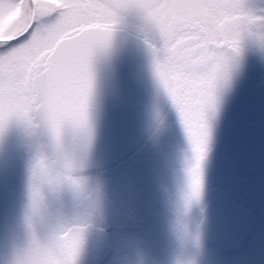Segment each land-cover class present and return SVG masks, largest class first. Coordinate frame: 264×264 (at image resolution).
Wrapping results in <instances>:
<instances>
[{"label": "flooded vegetation", "instance_id": "obj_1", "mask_svg": "<svg viewBox=\"0 0 264 264\" xmlns=\"http://www.w3.org/2000/svg\"><path fill=\"white\" fill-rule=\"evenodd\" d=\"M118 1L120 2L118 8L129 16L132 15L130 9L143 2V0ZM230 2L237 3L238 7L216 25L220 30L221 38L210 41V46L215 50L219 61L212 66L213 71L225 69L229 74L223 80L215 77L211 146L207 153V155L212 153L210 156L214 158L206 161L208 166L203 163L202 194L205 192V197L193 201L197 205L191 212V224L195 223L197 230L195 235L191 234L193 227L191 226L188 239L185 240L184 229L177 231L174 227L177 197L184 184L186 169L181 160L179 147L184 143L191 150L182 122L178 124L179 126L167 130L162 127L166 119L160 117L152 130L151 124L147 126L141 124L140 129L144 138L136 141L137 144L132 145V148L120 150L117 155H115L116 149L111 146L113 139L110 135L108 137L110 142H102L105 146L101 147L109 156L103 161L106 162L105 166L100 168L95 165L88 171L98 174L99 170L106 169L102 177L107 180V185L101 188L91 182L87 192L78 190L80 196L74 199L73 186L60 182L58 183L60 191L55 192L39 175V165L36 164L38 159L34 156L36 153L42 154V150L35 141L30 142L28 137L23 136L25 132L23 128L32 123V131L46 152L45 137L41 133V128L35 127L38 123L41 125L42 121L36 102L33 100L25 107L27 113L24 116L20 113L19 107L6 109L0 105V114L5 115L6 122V126L3 127L4 140L7 134L12 143V147L9 143L4 144L3 154L0 150V264H41L39 263L43 260L41 247L49 252V241L53 244L52 250L54 252L56 250L62 264H106L108 261L107 264H110V237L113 233L131 237L130 242L129 240L123 242V246L131 245L132 241L138 244L137 248L132 246L136 249V253H140L138 259L133 258L125 264H187V261L188 264H205L204 259L207 254L212 253L217 258L238 257V264L239 261L259 264L244 256L243 252L250 241L254 240L259 228L261 229L258 232L263 234L261 246L264 244V221L258 224L256 219L253 220L251 223L253 225L244 241L230 247L225 237H237V233L234 234L233 230L224 233L222 230L226 227L224 223L226 215L221 214V205H226L225 193L229 192L234 200L231 209H236L239 213L236 216H242L245 210L250 213V217H254L253 212H257V205L264 202V180L261 186L255 187L258 180L253 183L246 179L248 176L252 177L251 173L258 171L264 178V19H261L264 18V0H230ZM0 3L7 5L8 0H0ZM4 18L0 21L1 30L7 29L2 22ZM234 30L237 31V35L231 38L228 34ZM225 34L228 36L227 40L223 38ZM166 55L165 52L160 53L159 58L163 61ZM201 66L206 71L209 69L207 64ZM1 108H4V113H1ZM165 109L178 117L177 108L172 107V103ZM178 119L181 120V117ZM91 121L84 116L78 120L80 125L83 123L89 125ZM79 135L83 137L82 133ZM147 136L150 139H146ZM153 140L156 141V145L148 151L156 154L153 157L155 165L147 166V158L141 159L139 151H143L144 154ZM24 143L32 146L31 155H26L21 150ZM1 154L5 163L1 160ZM130 162L132 168L127 164ZM157 164L162 165L157 167ZM53 168H55L54 175L58 177L57 179H61L60 165L53 166L51 171ZM127 169L132 175L126 177L125 186L131 188L129 183L131 179L137 182L136 188L129 190L135 191L134 206L137 209L133 210L129 209L130 205L118 206L109 189L110 173L126 172ZM212 169H220V172L213 174ZM146 176H148L147 181ZM218 179L220 182L217 181ZM96 188L104 191L118 209L130 214L134 219L142 220L143 228L138 231L121 232L110 229V226L105 227L88 202V197ZM61 192L64 194L61 195ZM185 200H188L187 194ZM72 202L74 206H71ZM58 205L62 206L64 211L61 216L56 212ZM147 208L151 218L143 213ZM31 214L33 216L30 218ZM60 218L65 220L63 225L59 222ZM84 219L85 225H93L97 232L105 236L107 251L101 255L104 256L103 258L98 256L95 258L91 254L92 256L87 255L89 259L82 258L79 262L72 252L68 237L69 228H74L73 230L77 226L81 228L83 225L80 224ZM98 242V240L85 239L82 243L93 247ZM52 250L51 253H54ZM164 250L166 252L162 253ZM127 251L129 249L126 253ZM158 254H168V260L157 258ZM116 258L113 260H117ZM119 262L113 261L111 264H120Z\"/></svg>", "mask_w": 264, "mask_h": 264}, {"label": "rangeland", "instance_id": "obj_2", "mask_svg": "<svg viewBox=\"0 0 264 264\" xmlns=\"http://www.w3.org/2000/svg\"><path fill=\"white\" fill-rule=\"evenodd\" d=\"M114 1L120 5L118 0ZM140 5L141 3L138 6L130 9L132 13L131 16L119 15L114 13L112 10V12L106 17L105 22H113V27L103 30L100 29V26H97L95 30L102 33L104 39L89 46L90 55L88 68L93 69L94 71H92L96 75V77H93L92 80L100 81L101 84L99 86L110 90V100L114 99L113 110H117V119H122V122L118 123L117 121L110 119V127L96 126L92 130V138L90 137V134L86 132L85 126L79 124L78 120L82 119L84 114H86V117L92 120L94 125L99 123L102 119H107L106 117L102 118L104 115L103 110L106 108L98 106L99 102L101 101V93L99 90L104 89L98 88L96 91L93 90L88 97L90 100L89 102L94 101L95 104L87 103L82 106L79 103H76V100H79L78 97H81V95H76L75 101L70 105L63 103H52L47 99H45L43 102H40V105L38 104V110L40 112V120L42 121V124H37L35 127L41 128V133L49 143L47 144L48 151L45 149L46 152H44L41 147L42 144L38 141V138L35 137V134L32 131V123H30V125H26L25 129L23 128L25 131L23 136L26 138L28 137L30 142L35 141L40 147V150H42V154L36 153L34 156L35 159H38L36 164L39 165V175L43 177L46 184L48 183L51 189L55 192L60 191V189H58V183L64 182L66 185L70 184L74 187L73 189H75L74 199H76L78 196H80L79 191L81 192L82 190L83 192H87L89 188L88 185L91 182L93 185L98 184L101 188H104L107 185V180L103 179L102 177V175L105 174L104 172L107 171L106 169L99 170L98 174L88 171L92 169L91 167H95V165L99 166L100 168L105 166L106 162L103 161L105 159L107 160L109 156L106 155L105 151H102L101 147L102 145L105 146V144H102L101 142H110L108 138L110 135H112L111 137L113 139V141H111L113 142L111 146L116 149L117 152L115 155H117L120 150L125 151L126 149L132 148V145L137 144L136 141H139L140 138H144V134L140 129L141 124H143V126L144 124L146 126L151 124L152 130L155 123L157 122V119L160 117L166 119L162 127L167 130L171 129L172 127L179 126L178 124L182 122L180 119H178L180 117L178 110V117L174 115V113L170 114L165 111V108L169 107L170 103H172V107H174L175 104L173 103L165 88L160 84L154 73V62L158 56V52H165L163 49V44H161V46L157 44V46L162 50L159 49V51L156 52V49L153 48L150 43L147 42L148 44H146L144 41H140L139 38L133 37V35L129 34L127 31L115 28H134V30H136L138 33L144 32L145 34L156 39L157 42H159V39L161 42H163V37L158 26L148 17L146 11L142 9ZM6 7L7 5L5 3H0V9H4ZM4 17L5 16L0 15V21ZM236 35V30L231 31V33L228 34V36L231 38ZM3 36V33H0V37ZM227 74H229V72H226L225 69H221V71H215V77L219 78L220 80L225 79ZM14 107L16 109L19 106ZM1 109V113H4V108ZM19 111L23 116L25 113H27L25 107H19ZM106 111L109 110L107 109ZM123 112L124 115L122 116ZM88 114H90V116ZM28 120L30 121V117ZM64 120L66 121L65 126ZM4 126H6L5 115L0 114V150H2V154L5 151L4 144L9 143V146L12 147V143L7 134L6 140H4ZM37 133L39 134V132ZM79 133H82L83 137H80ZM1 134H3V136ZM149 134L151 135V133ZM146 139L150 138L147 136ZM155 145L156 141L153 140L144 154L143 151H139L141 159L145 157L147 158V166L155 165L153 157L156 154L152 151H148ZM179 149L184 167H187L190 156L193 158V160H195L192 150H190L189 146L184 143L180 145ZM2 154L1 160L4 162ZM127 164L130 165V168H132L133 165L131 162ZM55 165H60V176H62L61 179H57L58 177L54 175L55 168H53V171H51L52 167ZM161 165L162 164H157L156 166L160 167ZM130 175H132V173H130L129 169H127L126 172H115L114 174L110 173L109 189L110 193L114 195L118 206L127 207L130 205L129 209L133 210L137 209V207L134 206L135 191H129L132 189L125 186V179ZM251 175L252 177L248 176L246 179H248L249 182L258 180V182L255 183V187L261 186L264 178H262L263 176H261L260 172H254L251 173ZM147 177L148 176H146L145 179L146 181L148 180ZM217 181L220 182L219 179ZM63 194L64 192H61V195ZM202 196L205 197V192L202 194ZM225 196L226 205H221V214L226 215L224 216V223L226 227L225 229L222 228V230L224 233L229 232L230 230H233L234 234L235 232L237 233V237H225V240L229 242V246L233 247L244 241L245 236L250 232V229L253 225L251 224L253 220L256 219L255 221H258V224H261V221H264V202L257 205V212H253L254 217H250V213L245 210L243 211V215L238 217L236 215L239 213L236 211V209H231L234 202L233 197L229 194V192H226ZM71 206H74V202L71 203ZM27 208L25 211L26 214ZM242 209H244V207ZM147 211L148 208L143 213L145 216L149 217V213ZM56 212L58 216L63 215L61 214L64 213L62 206H56ZM32 216L33 215L31 214L30 218ZM149 218H151V216ZM64 221L65 220L63 218H60L59 220L62 225ZM214 223L215 225H218L216 222ZM85 224L86 222L84 219L83 223L80 224L83 225L81 228L77 226V228L73 230L74 228L65 227L67 225L64 226V228L70 229V233L68 234L69 243L72 252L77 257L79 262H81L80 259L88 258L87 255L91 254L95 258H97V256L102 257L101 255L107 251L105 250L107 247L105 236L97 232L93 225L88 226ZM191 226H193L191 234L195 235L194 233L197 232L195 223H192ZM98 229H100V227ZM260 229L261 228H259V230ZM258 231L253 238L254 240H252V242L250 241V243L245 247L243 255L252 261L259 262V264H264V244L261 246L260 243L263 234L262 232L260 234ZM189 234L190 229L185 228L183 239L187 240ZM194 238L197 239V237ZM85 239L98 240L99 242L98 244H94L93 247H90L82 243ZM129 239H131V237L129 238L113 233V235L110 237V264L113 261H120V264H125V262L132 261L133 258L138 259L140 253H136V249H134L137 248L138 244L132 241L131 245L126 244L123 246V242H127ZM160 240H163V238H160ZM132 246H134V248ZM52 248L53 244L50 241V250L48 249L50 253L47 252L44 247H41L43 260L39 263L62 264L59 260V256L57 257L58 254L56 250L54 252ZM164 248L165 245L163 244V249ZM127 249H129V251H127L128 253H126ZM51 250L54 253H51ZM164 252H166V250H164L162 253ZM158 255L159 256L157 258L166 261L168 260V254ZM115 258L117 260H113ZM238 259L239 258L235 256L229 258H217L212 253L207 254V257L204 259V263L238 264ZM107 263H109V261ZM186 263L188 264L189 261ZM239 264L248 263L239 261Z\"/></svg>", "mask_w": 264, "mask_h": 264}, {"label": "snow or ice", "instance_id": "obj_3", "mask_svg": "<svg viewBox=\"0 0 264 264\" xmlns=\"http://www.w3.org/2000/svg\"><path fill=\"white\" fill-rule=\"evenodd\" d=\"M17 4L21 14L0 38V105L27 107L33 100L45 99L72 104L78 91L83 94L89 46L104 39L95 29L107 27L112 0H8L0 15L6 16ZM140 7L163 37L167 55L163 61L156 58L154 73L180 113L196 161L193 183L198 194L215 105L211 66L219 62L210 41L221 38L216 25L238 4L230 0H143ZM223 38L227 40V34ZM203 64L209 66L207 71Z\"/></svg>", "mask_w": 264, "mask_h": 264}, {"label": "clouds", "instance_id": "obj_4", "mask_svg": "<svg viewBox=\"0 0 264 264\" xmlns=\"http://www.w3.org/2000/svg\"><path fill=\"white\" fill-rule=\"evenodd\" d=\"M196 165V161L191 158L188 159L187 167L185 169V180L178 193L177 197V215L174 227L177 231H182L185 228H191V212L194 206H197L193 201L196 198L202 197L203 191V164L201 166L200 180L201 185L198 194L194 193V175L193 169ZM185 194H187L188 200H185ZM182 213V214H181Z\"/></svg>", "mask_w": 264, "mask_h": 264}, {"label": "water", "instance_id": "obj_5", "mask_svg": "<svg viewBox=\"0 0 264 264\" xmlns=\"http://www.w3.org/2000/svg\"><path fill=\"white\" fill-rule=\"evenodd\" d=\"M96 207L97 208H95V210L99 213L101 220L106 226L110 224V228H118L120 230H124L136 229L141 226V222L138 223L136 220H133L129 215L118 211L106 195H101L98 197Z\"/></svg>", "mask_w": 264, "mask_h": 264}, {"label": "trees", "instance_id": "obj_6", "mask_svg": "<svg viewBox=\"0 0 264 264\" xmlns=\"http://www.w3.org/2000/svg\"><path fill=\"white\" fill-rule=\"evenodd\" d=\"M99 84H100V83H99ZM111 100H112V99H111ZM111 100H110V102H111ZM76 102H77V101H76ZM82 104H83V105H85V103H84V102H83Z\"/></svg>", "mask_w": 264, "mask_h": 264}]
</instances>
